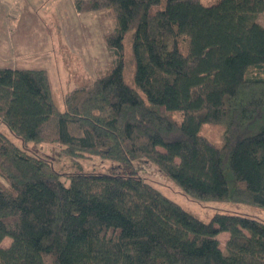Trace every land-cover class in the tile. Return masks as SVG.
Wrapping results in <instances>:
<instances>
[{
  "label": "trees",
  "instance_id": "trees-1",
  "mask_svg": "<svg viewBox=\"0 0 264 264\" xmlns=\"http://www.w3.org/2000/svg\"><path fill=\"white\" fill-rule=\"evenodd\" d=\"M110 10L111 70L61 110L45 68L0 66V123L73 157L152 162L188 195L264 208V0H75ZM132 31L135 85L125 80ZM224 126L219 142L202 132ZM229 232L225 250L219 234ZM0 264H264V221H205L135 172H76L0 129Z\"/></svg>",
  "mask_w": 264,
  "mask_h": 264
},
{
  "label": "rangeland",
  "instance_id": "rangeland-1",
  "mask_svg": "<svg viewBox=\"0 0 264 264\" xmlns=\"http://www.w3.org/2000/svg\"><path fill=\"white\" fill-rule=\"evenodd\" d=\"M212 2L213 0H204ZM5 3L0 2V20L4 18ZM9 10H11V15ZM114 14L107 8L78 12L75 0H8V42L0 41V64L24 68H45L48 71L55 101L61 110L66 108L65 96L77 86L92 83L107 74L117 61V52L107 47L104 36L115 30ZM258 20L264 25V12ZM6 38V37H5ZM14 41H13V40ZM132 31L124 38L125 80L135 85L136 61L131 53ZM8 58V59H7ZM1 66V65H0ZM0 129L29 152L51 162L64 179L76 172H111L118 164L124 172H135L169 195L195 216L209 221L215 213H234L264 221V208L230 201H202L186 194L169 176L152 162L139 159L129 164L103 159L97 155H68L54 141L24 143L5 123ZM224 126L209 123L202 132L219 142ZM225 250L229 232L219 235ZM12 239L5 237L0 246L7 247Z\"/></svg>",
  "mask_w": 264,
  "mask_h": 264
},
{
  "label": "crops",
  "instance_id": "crops-1",
  "mask_svg": "<svg viewBox=\"0 0 264 264\" xmlns=\"http://www.w3.org/2000/svg\"><path fill=\"white\" fill-rule=\"evenodd\" d=\"M0 2H4L5 6H6L4 18H2L0 20V41H2V40H6L8 38V30H7V27H8V0H0ZM9 12L11 15L15 16V14L11 13V10H9ZM5 42H8V39ZM0 50H2L3 52H6L5 50H7V52H8V48H6V46H0ZM0 65L1 66H7V65H2V64H0ZM12 67H14V66H12Z\"/></svg>",
  "mask_w": 264,
  "mask_h": 264
}]
</instances>
